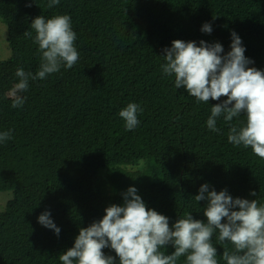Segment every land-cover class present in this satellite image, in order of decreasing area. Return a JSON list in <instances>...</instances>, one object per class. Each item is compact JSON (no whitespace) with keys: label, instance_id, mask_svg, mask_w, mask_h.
Segmentation results:
<instances>
[{"label":"trees","instance_id":"obj_1","mask_svg":"<svg viewBox=\"0 0 264 264\" xmlns=\"http://www.w3.org/2000/svg\"><path fill=\"white\" fill-rule=\"evenodd\" d=\"M31 3V6H27ZM0 0L10 56L0 60V190L12 196L0 211V264H62L81 227L122 205L135 187L146 206L169 218L170 226L191 213L207 222V201H195L201 185L227 190L235 199L264 204V159L251 148L228 142L229 124L208 129L211 107L197 103L174 76H165L164 49L173 40L220 43L230 51L234 31L245 56L264 71V0ZM69 15L79 60L46 79L29 81L25 103L12 108L10 92L18 68L35 72L38 45L24 36L34 18ZM210 23V34L201 31ZM128 103L143 109L140 124L125 129L119 111ZM241 114L231 122L242 125ZM256 192V196L250 195ZM49 211L59 236L38 223ZM218 232L213 244L226 264ZM169 245L162 249L172 254ZM105 255L116 256L110 248ZM181 257L177 264H185ZM116 264L119 258L116 257Z\"/></svg>","mask_w":264,"mask_h":264},{"label":"clouds","instance_id":"obj_2","mask_svg":"<svg viewBox=\"0 0 264 264\" xmlns=\"http://www.w3.org/2000/svg\"><path fill=\"white\" fill-rule=\"evenodd\" d=\"M35 2V0H32ZM60 0H48L53 8ZM27 6H31L29 3ZM32 38L38 45L41 63L33 74L23 68L16 70L18 82L10 96L12 108L24 105L29 81L43 80L61 68L71 69L79 60L76 47L77 35L72 28L69 15H55L45 19H33ZM210 23H204L201 31L210 34ZM230 51L223 54V46L196 41L173 40L166 47L161 65L165 76H174L176 89H184L197 103L210 100L221 103L212 105L206 124L209 130L219 132L217 120L221 116L229 124L228 142L243 145L264 159V71L249 65L254 62L245 56V47L233 31ZM143 109L137 103H128L119 111L125 129L134 130L139 124L138 113ZM243 114L242 125H234V118ZM12 130L0 132V143L11 140ZM250 195L256 196V192ZM195 201H207L203 214L207 218L194 219L191 213L179 218L170 226L169 218L146 206L135 187L123 194V204H111L105 214L88 227H81L72 247L59 256L62 264H177L186 257L185 264H219L217 249L213 244L218 232L220 243H231L232 250L224 248L222 258L226 264H264V204L256 199L233 198L227 190L209 191L207 183L201 185ZM38 223L59 236L60 228L51 219L49 211L38 216ZM171 245L175 250L165 254L162 249ZM110 248L115 257L105 255L103 249Z\"/></svg>","mask_w":264,"mask_h":264},{"label":"rangeland","instance_id":"obj_3","mask_svg":"<svg viewBox=\"0 0 264 264\" xmlns=\"http://www.w3.org/2000/svg\"><path fill=\"white\" fill-rule=\"evenodd\" d=\"M7 31L6 26L0 21V60L7 59L10 56V51L6 41ZM7 190V189H2ZM0 190V211L3 210L5 203L11 198V191Z\"/></svg>","mask_w":264,"mask_h":264}]
</instances>
